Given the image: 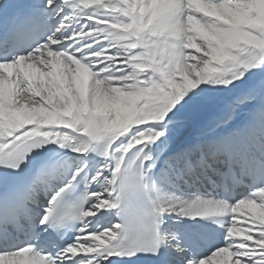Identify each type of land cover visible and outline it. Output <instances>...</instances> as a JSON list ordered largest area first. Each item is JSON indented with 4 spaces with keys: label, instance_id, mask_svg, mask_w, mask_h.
Wrapping results in <instances>:
<instances>
[{
    "label": "snow or ice",
    "instance_id": "6c2138e0",
    "mask_svg": "<svg viewBox=\"0 0 264 264\" xmlns=\"http://www.w3.org/2000/svg\"><path fill=\"white\" fill-rule=\"evenodd\" d=\"M0 264H264V0H0Z\"/></svg>",
    "mask_w": 264,
    "mask_h": 264
},
{
    "label": "bare ground",
    "instance_id": "6f19581e",
    "mask_svg": "<svg viewBox=\"0 0 264 264\" xmlns=\"http://www.w3.org/2000/svg\"><path fill=\"white\" fill-rule=\"evenodd\" d=\"M245 214H247V213L245 212Z\"/></svg>",
    "mask_w": 264,
    "mask_h": 264
},
{
    "label": "rangeland",
    "instance_id": "374dc122",
    "mask_svg": "<svg viewBox=\"0 0 264 264\" xmlns=\"http://www.w3.org/2000/svg\"><path fill=\"white\" fill-rule=\"evenodd\" d=\"M219 259V258H218Z\"/></svg>",
    "mask_w": 264,
    "mask_h": 264
}]
</instances>
